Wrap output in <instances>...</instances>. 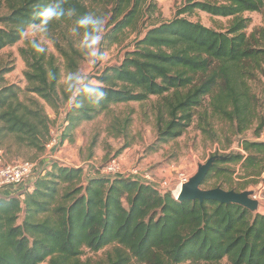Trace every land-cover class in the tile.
<instances>
[{
    "label": "trees",
    "instance_id": "1",
    "mask_svg": "<svg viewBox=\"0 0 264 264\" xmlns=\"http://www.w3.org/2000/svg\"><path fill=\"white\" fill-rule=\"evenodd\" d=\"M53 2L7 0L8 12L0 17V51L16 45L21 40L18 30L39 22L36 10ZM63 7L66 13L75 9L77 15L66 14L47 27L63 38L56 48L68 75H80L85 56L66 33L76 28L75 34L88 37L89 29L76 26L81 14L103 17L100 50L121 45L136 32L131 49L121 62L96 74L95 82L78 85L73 100L62 108L71 95L60 96L62 72L56 55L46 47L38 54L30 43L20 48L26 88L6 83L11 67L0 69L1 150L23 147L35 156L46 151L54 124L46 104L63 117V128L56 130L59 147L74 142L83 123L155 97L156 146L181 137L194 122L207 139L226 138L229 148L237 138V150L213 156L202 188L241 193L264 185V140L259 139L264 130V100L259 95L264 0H184L174 18L145 27L141 21L157 11L154 1L65 0ZM198 10L227 18L229 24L205 26L190 18ZM249 12L262 14V26L251 29L252 19L245 16ZM86 85L100 86L106 97L97 102L83 91ZM111 116L108 132L128 135L131 115ZM249 130L255 139L244 137ZM103 250L99 260L83 259L85 251ZM224 259L230 264H264L263 213L239 203L176 199L170 191L163 193L135 178H88L83 167L57 161L42 167L19 193L0 195V264H219Z\"/></svg>",
    "mask_w": 264,
    "mask_h": 264
},
{
    "label": "rangeland",
    "instance_id": "2",
    "mask_svg": "<svg viewBox=\"0 0 264 264\" xmlns=\"http://www.w3.org/2000/svg\"><path fill=\"white\" fill-rule=\"evenodd\" d=\"M150 1H154L157 4V11L152 18L145 16L144 20L140 23L141 27L143 25V27H145L156 20L166 21L174 18L178 9L184 3V0H147V3ZM7 12V0H0V17ZM245 16L251 17L252 19L251 29L262 26V14L258 12H249L245 13ZM190 18L194 21H200L208 27H226L229 24L227 18H214L201 10L196 11L190 16ZM66 33L76 40V48L85 53V56L80 63L81 81L78 84L79 86L84 84L87 80L95 82L93 77L100 73L105 67L121 62L126 50L131 49L132 41L136 36V32H131L130 38H128L123 44L114 45L106 50L98 49L99 52L104 54V60L103 62L97 60L93 63V58L87 55L88 50L85 47L87 38L80 37L70 29L66 30ZM35 38L41 46L47 48L49 53H54L57 57V63L60 65L62 72L59 84L60 96L63 98L64 92L71 95L69 101H66L65 103L62 102V108H65L73 100L78 85L75 87L70 86L67 79L68 71L66 69L65 61L56 48V41L58 40L63 43V38H61V35L55 30H52L51 26L47 27L46 32L39 33ZM27 43V40H20L16 45L5 47L0 51V69L3 67H11V71L5 76L7 84L17 83L21 85L22 88H26L27 82L23 74L26 65L19 53V49L26 47ZM261 80L263 83V93L257 91L264 100V78ZM72 90L73 94L72 92L70 93ZM25 94V92L21 93V97L25 98ZM156 100L157 98L153 97L152 101L146 104L130 103L127 106H118L114 108L115 112L110 115L104 113L92 122L83 123L75 132L74 142L66 141L64 144L51 151L48 157L44 160H47V163L57 161L72 166L82 165V167L88 171H90L91 166L93 168L91 169L93 170L92 173L99 174L101 173V168L105 164L116 159L121 165H123V168L127 170L133 167H138L142 170L155 172L157 169L173 167L175 168L174 174H176L177 170H182L192 177L199 172L201 166H204L207 161L218 152L238 149L237 138L233 139L234 142L232 143L231 148L228 147V144L225 142L226 138H223V136L222 141H211L203 135L196 122L191 124L181 137L174 141L156 146L157 129L155 128L154 123V102ZM47 109H51L56 113L55 116L53 115L52 117L54 120L53 128L59 130L58 127L60 123L56 120V117L59 115L52 107L46 104V110ZM51 114H53V112H51ZM111 115H120L123 118L131 115L133 122L128 135L114 137L108 132V125L113 121ZM244 137L249 139L256 138L252 130L244 133ZM259 139L264 140V130ZM93 141H95V144H92ZM16 149L18 151H16ZM4 152L7 157L14 160L16 159V161H35L45 154L44 152L40 156H35L32 150L23 147H15L8 153L6 151ZM4 152L2 155H4ZM90 153H92L91 157H89ZM43 166L44 165L41 167ZM248 191L253 193L252 198L258 200L256 211L264 214V185L252 187ZM104 252L105 250L98 253L85 251L83 259L90 258L92 260H99L104 257ZM184 264L192 263L187 262ZM219 264L230 263L227 259H224Z\"/></svg>",
    "mask_w": 264,
    "mask_h": 264
},
{
    "label": "built area",
    "instance_id": "3",
    "mask_svg": "<svg viewBox=\"0 0 264 264\" xmlns=\"http://www.w3.org/2000/svg\"><path fill=\"white\" fill-rule=\"evenodd\" d=\"M59 137L60 135L53 128L50 139L46 144L45 156L49 155L59 145ZM41 166V161L37 160H19L10 164L2 163L0 165V189L7 185L25 186L41 172ZM100 172L102 176L111 178L130 177L139 179L156 187L163 193L170 191L176 199H179L183 186L191 179V175L182 170H177L174 177L160 176L153 171L142 170L138 167L127 170L116 159L105 164Z\"/></svg>",
    "mask_w": 264,
    "mask_h": 264
},
{
    "label": "clouds",
    "instance_id": "4",
    "mask_svg": "<svg viewBox=\"0 0 264 264\" xmlns=\"http://www.w3.org/2000/svg\"><path fill=\"white\" fill-rule=\"evenodd\" d=\"M65 0H54L53 3L41 9H37L35 15L38 16L39 22L29 23L18 30L19 37L21 40H27L31 44L32 48L39 54L45 52V47L35 38L39 33L47 31V25L57 19H61L66 14L69 17L75 16V9L69 8L67 13L63 7ZM104 19L101 16L95 15L94 13L88 12L78 16L76 20V26L79 28L89 29V35L85 47L87 48V55L93 58L92 62L95 63L97 60L103 62L104 54L99 52V45L102 42V32L104 27ZM74 33L76 28L71 29ZM71 87H75L81 81V76L78 73H70L67 77ZM90 97H95L97 102L103 100L107 93L103 88L98 85H86L83 89Z\"/></svg>",
    "mask_w": 264,
    "mask_h": 264
},
{
    "label": "water",
    "instance_id": "5",
    "mask_svg": "<svg viewBox=\"0 0 264 264\" xmlns=\"http://www.w3.org/2000/svg\"><path fill=\"white\" fill-rule=\"evenodd\" d=\"M214 157L210 158L204 166H201L199 172L192 176L181 191L179 199H198L201 202L204 200H217L221 203H239L256 211L258 207V200L252 198L253 193L249 191L236 192L234 190H225L223 188H202V183L205 180Z\"/></svg>",
    "mask_w": 264,
    "mask_h": 264
},
{
    "label": "crops",
    "instance_id": "6",
    "mask_svg": "<svg viewBox=\"0 0 264 264\" xmlns=\"http://www.w3.org/2000/svg\"><path fill=\"white\" fill-rule=\"evenodd\" d=\"M51 112H53V114H51ZM47 113L49 114V116L52 118L53 115L55 116L56 113H54V111H52L51 109L48 110L47 109ZM55 118V117H54ZM56 120L59 121V129H62L63 128V117L62 115H59L58 117H56ZM4 151L0 149V165L4 162V163H13L16 161V159H12L10 157H7V155L5 154L4 152V155H2ZM40 156V155H39ZM48 155H42V157H40L37 161H41V163L43 164L44 162V166H43V169L44 167H47L50 165V163H47V160L45 161L44 159L47 158ZM3 160V161H2ZM44 160V161H43ZM80 166V165H79ZM82 167V165H81ZM93 169L91 166H90V171H88L87 169H84V173L85 175L90 178V177H94V176H102L101 173L99 174H93L91 170ZM174 171H175V168L173 167H169V168H163V169H157L155 171V173L157 175H160V176H164V177H174ZM32 182V180H30L25 186H12V185H7V186H4L3 188L0 189V195H15L17 193H19L20 191H22L27 185H29L30 183Z\"/></svg>",
    "mask_w": 264,
    "mask_h": 264
}]
</instances>
